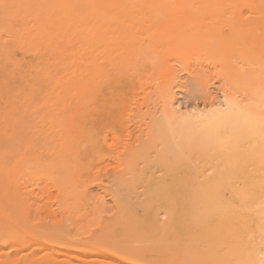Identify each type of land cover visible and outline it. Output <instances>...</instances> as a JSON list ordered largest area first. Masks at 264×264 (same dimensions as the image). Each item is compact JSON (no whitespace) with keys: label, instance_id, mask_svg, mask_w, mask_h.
I'll use <instances>...</instances> for the list:
<instances>
[{"label":"bare ground","instance_id":"bare-ground-1","mask_svg":"<svg viewBox=\"0 0 264 264\" xmlns=\"http://www.w3.org/2000/svg\"><path fill=\"white\" fill-rule=\"evenodd\" d=\"M0 264H264V0H0Z\"/></svg>","mask_w":264,"mask_h":264},{"label":"rangeland","instance_id":"rangeland-1","mask_svg":"<svg viewBox=\"0 0 264 264\" xmlns=\"http://www.w3.org/2000/svg\"><path fill=\"white\" fill-rule=\"evenodd\" d=\"M204 69V70H203ZM211 67L210 66H208V65H206L205 66V68H200L198 65H195V64H193L192 66H191V71H187V70H180V80H182L181 81V86L178 88V90H177V98L178 99H181V100H178V102H179V104H180V106L181 105H183V106H181L183 109H188V110H194V109H196V108H210V105H211V103L212 102H222L223 101V99H224V96H225V93H226V90L224 89V86H223V83H222V79H220L219 78V76H217L215 73H214V71L212 70V73H211ZM207 71H210L209 73H211V75H209V77L211 78V80H210V78H208V73H207ZM147 73L148 72H143V78H146V79H142L143 81H146L147 80V78H148V76H147ZM183 73H185V74H183ZM191 73V74H190ZM145 75V76H144ZM183 75V76H182ZM200 75H204L205 77V79H200ZM207 75V76H206ZM213 75V76H212ZM131 77V75L129 74L128 75V77ZM217 76V77H216ZM127 76H126V78L124 77V78H122L121 79V82L122 83H124V82H127L126 81V79H130V81H128L129 83L133 80V79H136V81L138 80V78H128ZM133 77V76H132ZM213 77V78H212ZM218 78V79H217ZM123 79H125L124 80V82L122 81ZM207 79V80H206ZM208 79L210 80V82H208ZM221 81H220V80ZM208 82V83H207ZM121 83V84H122ZM129 83H126V84H129ZM134 83H135V81H134ZM134 83H132L131 82V85H130V87H132V88H130L128 85V87L132 90L133 88H135V92H136V94L135 95H138L139 93H140V91H141V94H139L138 95V97H142V90H140V88H139V86H136V85H138L139 84V80L137 81V84L136 85H134L135 87H133V84ZM183 83V84H182ZM116 84V83H115ZM120 84V85H121ZM208 84V85H207ZM207 85V86H206ZM126 86V91H125V93L127 94L128 92V90H127V87ZM123 87V86H122ZM124 87H125V85H124ZM125 89V88H124ZM137 90H140V91H137ZM149 90V89H148ZM147 90V91H148ZM223 91H225V92H223ZM129 92H130V90H129ZM134 92V93H135ZM212 92V94L213 95H211L210 93ZM133 93V90H132V92H131V94ZM138 93V94H137ZM125 94V96H128V95H126ZM129 94V93H128ZM210 94V95H209ZM134 95V94H133ZM132 95V96H133ZM209 95V96H208ZM124 96V97H125ZM223 96V97H222ZM135 97H137V96H135ZM127 98V97H126ZM132 98H134V97H132ZM125 99V98H124ZM128 99H130L129 98V96H128V98H127V100L125 99V101H124V103H126L127 104V101H128ZM135 99V98H134ZM133 99V100H134ZM116 100L118 101V98H116ZM143 99H141V100H138L139 102L140 101H142ZM131 101H132V99H131ZM130 103H133V102H130V100L128 101V104L130 105ZM208 103V104H207ZM125 105L124 106V104H123V106H122V104H121V106H116V110H117V112L116 113H124L125 111H126V109H129V112H125V117L127 116V114H129L130 115V109H131V105H133V104H131L130 106L129 105ZM135 105V104H134ZM138 105H140V103H138ZM185 105V106H184ZM200 105V106H199ZM150 106H153L152 108L153 109H155L157 106L155 105V104H151ZM190 106H191V108H190ZM197 106V107H196ZM128 107V108H127ZM144 107V110L146 111L147 110V106L146 105H144L143 106ZM118 108H119V110H120V108H121V110H125V111H119L118 110ZM126 108V109H125ZM134 110H137V107H135L134 108ZM128 111V110H127ZM130 116H132V114L130 115ZM125 120H123V123H124V121H125V124H126V127H125V124H122L121 125V128H125V130L124 131H122V132H124V134H126L127 132H128V130H131V131H135L136 129H138V124H136V122H135V120H134V118H132V119H130V120H128L127 119V117L126 118H124ZM129 127V128H128ZM120 130V129H119ZM110 167V168H109ZM114 166L113 165H110V166H108V165H104V164H102V165H100L99 166V169H100V172H99V175H100V177L97 179V180H95L94 181V184H93V186H92V193L94 194V193H97V192H101V193H103V195H106L105 196V199L107 200V205L108 206H112L113 205V200H110V199H112V197H111V193H110V191L109 190H107L106 189V186L111 182V180L114 178V176H115V168H113ZM111 169V170H110ZM102 170V171H101ZM106 173H105V172ZM108 171H109V173L110 174H107L108 173ZM104 174H103V173ZM106 175V176H105ZM106 181V182H105ZM96 184V185H95ZM96 186V187H95ZM99 186V187H98ZM98 187V188H97ZM40 202H37V204L36 205H34V207H33V217H36L35 215L39 212V211H43V216H45V215H47V212L45 211V209H44V207H43V209L42 208H39V203H44L45 202V200H44V198L43 197H41V200H39ZM40 210H39V209ZM35 219V218H34Z\"/></svg>","mask_w":264,"mask_h":264}]
</instances>
